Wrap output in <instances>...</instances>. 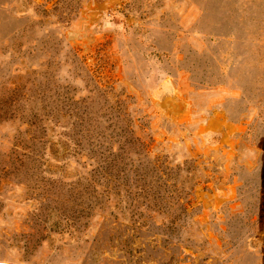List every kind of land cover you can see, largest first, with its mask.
Wrapping results in <instances>:
<instances>
[{"label": "rangeland", "instance_id": "1", "mask_svg": "<svg viewBox=\"0 0 264 264\" xmlns=\"http://www.w3.org/2000/svg\"><path fill=\"white\" fill-rule=\"evenodd\" d=\"M116 99L161 203L38 158L42 106ZM0 264H264V0H0Z\"/></svg>", "mask_w": 264, "mask_h": 264}, {"label": "trees", "instance_id": "2", "mask_svg": "<svg viewBox=\"0 0 264 264\" xmlns=\"http://www.w3.org/2000/svg\"><path fill=\"white\" fill-rule=\"evenodd\" d=\"M101 86L96 83L97 88ZM54 101L51 107L42 106L38 118L42 136L38 158L49 153L54 160L67 157L82 164L90 177L84 191H106L116 202L124 193L130 202L143 199L148 206L151 202H163L165 193L170 198L180 190L166 162L158 156L149 157V147L134 131V119L119 107L124 100L116 99L114 104L118 107L108 106L106 113L92 111L93 102L63 112L54 106ZM79 185L76 183V187ZM170 188L173 190L167 192Z\"/></svg>", "mask_w": 264, "mask_h": 264}]
</instances>
